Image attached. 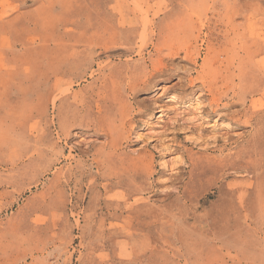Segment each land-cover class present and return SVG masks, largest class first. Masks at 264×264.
I'll use <instances>...</instances> for the list:
<instances>
[{
    "label": "rangeland",
    "instance_id": "obj_1",
    "mask_svg": "<svg viewBox=\"0 0 264 264\" xmlns=\"http://www.w3.org/2000/svg\"><path fill=\"white\" fill-rule=\"evenodd\" d=\"M0 264H264V0H0Z\"/></svg>",
    "mask_w": 264,
    "mask_h": 264
},
{
    "label": "bare ground",
    "instance_id": "obj_2",
    "mask_svg": "<svg viewBox=\"0 0 264 264\" xmlns=\"http://www.w3.org/2000/svg\"><path fill=\"white\" fill-rule=\"evenodd\" d=\"M67 66V65H65ZM66 69L62 68V71H65ZM61 72V71H60ZM57 87V86H56ZM67 93V92H66ZM66 93L64 91H61V92H58L55 94V96L52 98L51 102H52V105L54 106L56 104V101L59 100V99H62L64 95H66ZM62 97V98H60ZM42 106V105H41ZM42 110H44V107H42ZM65 112H62V107L61 105H59L57 107V113H56V120H57V123L60 127H62V123L64 122V120L66 119V122H67V118H68V115H65L64 114Z\"/></svg>",
    "mask_w": 264,
    "mask_h": 264
}]
</instances>
